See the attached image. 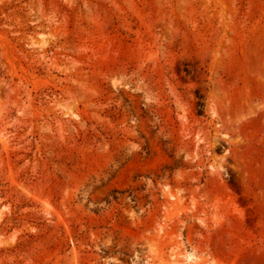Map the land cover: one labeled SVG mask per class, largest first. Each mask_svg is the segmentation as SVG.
Listing matches in <instances>:
<instances>
[{"label":"rangeland","instance_id":"obj_1","mask_svg":"<svg viewBox=\"0 0 264 264\" xmlns=\"http://www.w3.org/2000/svg\"><path fill=\"white\" fill-rule=\"evenodd\" d=\"M0 264H264V0H0Z\"/></svg>","mask_w":264,"mask_h":264}]
</instances>
